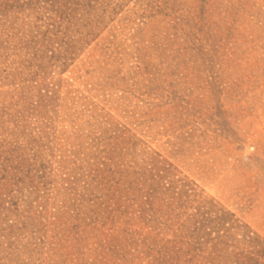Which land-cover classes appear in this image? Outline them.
I'll return each mask as SVG.
<instances>
[{"label":"rangeland","instance_id":"rangeland-1","mask_svg":"<svg viewBox=\"0 0 264 264\" xmlns=\"http://www.w3.org/2000/svg\"><path fill=\"white\" fill-rule=\"evenodd\" d=\"M0 264H264V0H0Z\"/></svg>","mask_w":264,"mask_h":264}]
</instances>
